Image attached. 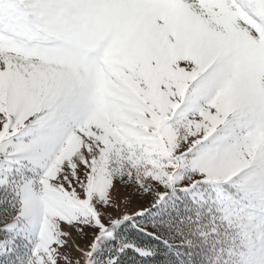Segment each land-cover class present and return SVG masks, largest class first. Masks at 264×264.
Returning a JSON list of instances; mask_svg holds the SVG:
<instances>
[{
    "label": "snow or ice",
    "instance_id": "snow-or-ice-1",
    "mask_svg": "<svg viewBox=\"0 0 264 264\" xmlns=\"http://www.w3.org/2000/svg\"><path fill=\"white\" fill-rule=\"evenodd\" d=\"M0 264H264V0H0Z\"/></svg>",
    "mask_w": 264,
    "mask_h": 264
},
{
    "label": "rangeland",
    "instance_id": "rangeland-1",
    "mask_svg": "<svg viewBox=\"0 0 264 264\" xmlns=\"http://www.w3.org/2000/svg\"><path fill=\"white\" fill-rule=\"evenodd\" d=\"M128 190H125V189H121V194H126ZM138 201H139V198H136L135 200H133V202L131 204L128 205V210L131 211L133 209H136L138 207Z\"/></svg>",
    "mask_w": 264,
    "mask_h": 264
}]
</instances>
